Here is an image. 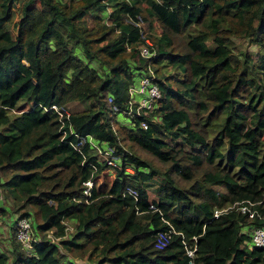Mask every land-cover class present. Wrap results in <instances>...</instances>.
Segmentation results:
<instances>
[{
  "label": "trees",
  "instance_id": "1",
  "mask_svg": "<svg viewBox=\"0 0 264 264\" xmlns=\"http://www.w3.org/2000/svg\"><path fill=\"white\" fill-rule=\"evenodd\" d=\"M232 36L258 52L235 50ZM148 65L161 76L157 106L121 126L114 108ZM71 101L88 106L68 112ZM86 136L119 159L104 189L94 180L108 165ZM0 190L57 237L30 253L13 239L10 264H264L247 243L264 225V0H0ZM237 201L254 215L236 204L212 216Z\"/></svg>",
  "mask_w": 264,
  "mask_h": 264
},
{
  "label": "built area",
  "instance_id": "2",
  "mask_svg": "<svg viewBox=\"0 0 264 264\" xmlns=\"http://www.w3.org/2000/svg\"><path fill=\"white\" fill-rule=\"evenodd\" d=\"M149 41L146 40V44H143L140 47V53L143 56H151L153 51L150 50ZM155 74L151 67L148 65L144 70L142 69L137 76L134 78V81L128 87V101L126 102V107L124 110L119 111L117 108H114L117 113H124L129 117L130 125H132V120L130 117H135L140 114L148 115L154 111L157 106V100L160 97V90L158 83L155 80ZM111 100V98H109ZM59 112V115L62 116V112L57 109L55 105L51 106ZM119 111V112H118ZM140 126L146 127L145 121L140 122ZM89 142L90 146L99 145L97 139H94L91 136L85 137ZM105 145V146H104ZM103 150L99 149L100 153L104 154L103 160L106 162L108 166L115 165L116 157L113 155V148L103 143ZM84 189L83 193L85 195H89L90 188L93 185V179H87L84 181ZM125 193L130 194L134 200L137 201L138 194L137 190L132 187H127ZM264 199V198H263ZM238 205V208L241 212H246L249 217H252L255 213V210L251 208L250 205H253L254 202L248 201V204L243 201H237L236 203L230 204L226 207L215 208L213 210V217H217L220 213L226 211L228 208L234 207V205ZM150 209H155L154 204H149ZM136 212H140L136 209ZM168 223V221H167ZM12 227L14 231V237L19 243L21 249L25 253H30L33 242L39 241L40 239H49V240H57V237H54L51 233V230H47L44 234H39L30 220L28 216H18L12 222ZM172 232L176 231L174 229L170 230ZM249 240L248 247H260L264 249V225L258 226L253 225L249 229ZM169 236V234H168ZM192 239L196 241V236H193ZM158 247L161 245L157 244ZM187 254L192 258L194 255V251L196 249V244L185 245ZM189 264H193L192 259L189 260Z\"/></svg>",
  "mask_w": 264,
  "mask_h": 264
},
{
  "label": "rangeland",
  "instance_id": "3",
  "mask_svg": "<svg viewBox=\"0 0 264 264\" xmlns=\"http://www.w3.org/2000/svg\"><path fill=\"white\" fill-rule=\"evenodd\" d=\"M103 17V21H106V17L108 14V10L106 11H101L98 13ZM87 22L90 24L91 20H87ZM155 26V32L159 33L160 29L157 27L156 22L154 23ZM146 30V28H145ZM195 29H192L194 31ZM235 47V50H241L245 49L249 52L256 53L258 52L259 45L251 41L248 37H238V36H232L231 37ZM148 40V39H147ZM73 54L76 57H81L79 53V49L75 48L73 50ZM97 62L96 61H90L89 64L92 66H96ZM165 74H171L172 76L176 74L177 72L174 69L167 68V69H162ZM155 74V73H154ZM179 77V73L177 74ZM156 77L159 75L155 74ZM161 77V76H159ZM88 106V102L86 101H71L69 102L66 107L68 112L69 111H74V110H79L83 109ZM157 119H159L158 115H155ZM115 121L119 125L123 126H128L130 125V120L129 117L124 114V113H115L114 114ZM131 126V125H130ZM105 146V145H104ZM121 146L126 149V150H133V148L130 147V145L124 141H121ZM99 149L103 150L104 148L100 145L97 146H92L90 148V152L96 156L98 160H103L104 154L100 153ZM135 151L140 153V149L135 147ZM142 156H146L141 152ZM119 162V159L116 158L115 160V165L113 166H108L104 169L101 170V172L98 174V176L95 177L94 183L96 186H98L99 189H104L106 187H109L111 184L112 179L114 178V173H115V166H117ZM128 170L130 171L131 168L129 167ZM159 182V178L155 176L152 181L150 182L151 185L147 186V191H148V198L150 200L156 198V193H155V188L157 187ZM217 189L219 187L215 186ZM222 190V188H220ZM15 205L13 204V200L10 196H6V194L0 190V251L4 252L8 256V264H10L11 261V249H12V241L15 239L14 237V231L12 227V222L13 220L18 217L20 214L16 211H14ZM27 211H31L30 207L25 208ZM30 217V220L32 223H35V219L33 218L32 214L27 215ZM67 224V231H66V236H69L73 230H74V225L72 220H66L65 221ZM104 264H110V262H105Z\"/></svg>",
  "mask_w": 264,
  "mask_h": 264
}]
</instances>
